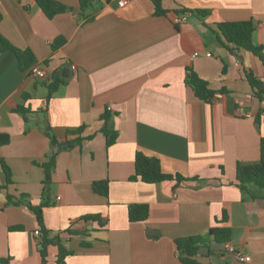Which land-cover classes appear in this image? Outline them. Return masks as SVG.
Returning a JSON list of instances; mask_svg holds the SVG:
<instances>
[{"label":"crops","instance_id":"crops-1","mask_svg":"<svg viewBox=\"0 0 264 264\" xmlns=\"http://www.w3.org/2000/svg\"><path fill=\"white\" fill-rule=\"evenodd\" d=\"M57 1L72 11L47 18L34 0H0V33L36 59L21 71L13 52H0V134L9 136L0 145V264H42L41 225L73 251L65 264H183L174 240L214 225L229 227L230 240L209 241L207 252L194 256L197 264H264V188L241 189L235 181L238 163L259 161L264 138V101L244 76L251 70L264 78V0H161L163 13L152 0L123 7L93 0L82 11L80 0ZM182 9L193 13L175 23ZM85 14L94 17L84 20ZM249 19L262 59L249 50L232 55L215 31L216 23ZM59 36L65 41L52 50ZM34 66L48 78L34 77ZM189 68L215 92L211 101L185 83ZM53 76L63 82L46 101ZM18 106L28 111L16 112ZM47 127L66 145L43 188L42 164L53 150ZM109 130L117 137L107 147ZM136 151L186 180H130ZM101 180L108 181L107 196L92 189ZM7 194L23 196L30 207L8 203ZM135 203L148 205L144 221H129L128 205ZM31 207H41V224ZM223 210L227 222L216 223ZM90 215L99 218H84ZM56 254L48 245L45 264H56Z\"/></svg>","mask_w":264,"mask_h":264},{"label":"trees","instance_id":"trees-1","mask_svg":"<svg viewBox=\"0 0 264 264\" xmlns=\"http://www.w3.org/2000/svg\"><path fill=\"white\" fill-rule=\"evenodd\" d=\"M93 0H80L79 6L81 11L86 9L91 5ZM155 5V10L157 13H163L161 9V0H152ZM35 4L39 9L45 14L47 18H52L56 14L63 13L66 11H72L71 7L57 0H34ZM182 13H193V10L182 9ZM200 15L207 13V10H194ZM178 13V11H176ZM84 20H91L94 16L87 15L83 16ZM1 19V13H0ZM255 25L251 19L242 21H226L215 24V31L221 36L223 40V45L232 54L237 56L242 50H249L256 54L262 59L260 53L261 47L254 46L252 44V34ZM65 39L62 36L56 37L51 43V49L55 50L64 43ZM11 51L15 54L17 59V64L19 70L25 71L31 68L35 64V56L30 49H19L15 47L6 37L0 33V52ZM245 79L249 83L253 94L259 100L264 101V78L256 77L251 70H246L244 72ZM63 81L56 76H53L49 83L46 84L48 93L46 101L49 100L51 95L56 91L57 86ZM185 83L191 87L194 94L206 102L212 100L214 96V91L209 88L207 82L199 78L190 68L187 70ZM16 112L22 113L23 115L28 111L23 106H18L15 109ZM106 131V130H104ZM80 129L76 131H69L67 134H79ZM46 134L49 137L51 146L53 150L48 155V160L42 164L45 171V178L42 182L43 188L48 187L51 181V171L55 165V158L58 150L62 149L66 145V141L63 144L58 145V141L54 135L50 133V129L46 128ZM106 146H110L116 140L117 133L113 130H109L105 133ZM9 141V136L7 134H0V145L6 144ZM81 141L80 136H77L73 142L79 143ZM59 147H56V146ZM259 161L254 164H240L236 165V176L235 181L239 188L244 189V185L247 183H253L259 189L264 188V138L260 139L259 142ZM2 169L5 173L6 183H11L10 171L6 164L2 161ZM130 180L136 181L140 180L145 183H156L162 181L173 180L176 182H181L186 180L179 174H170L163 172L161 164L158 158L154 156H149L141 151H136L134 154V173L130 176ZM92 189L94 192L99 193L103 196L108 194V181L101 180L95 181L92 184ZM8 203L14 205L25 204L30 207L29 203L23 199V196L12 199V196L7 194ZM32 208V207H31ZM35 212L37 220L41 224L42 213L41 207L32 208ZM149 213V208L147 204H130L128 205V219L131 222L144 221ZM86 219L97 220L98 215L85 216ZM228 220V214L226 210L222 211L220 220H216V223H224ZM10 229H21V226L10 227ZM41 241L39 252L41 255L42 264L46 262V249L48 245H54L57 248V254L55 256L56 264H65V260L68 256L73 254L72 250L65 248L59 239L58 234L49 237L48 231L44 230L41 225ZM66 232L74 234L76 231L67 229ZM231 231L229 227L226 226H211L204 235L198 236H186L176 238L174 240L175 248L177 251V257L179 261L183 264H197L194 256L197 255V250L202 246H207L209 241L213 240L216 243H227L230 240ZM1 262H7L2 260Z\"/></svg>","mask_w":264,"mask_h":264},{"label":"built area","instance_id":"built-area-1","mask_svg":"<svg viewBox=\"0 0 264 264\" xmlns=\"http://www.w3.org/2000/svg\"><path fill=\"white\" fill-rule=\"evenodd\" d=\"M128 0H118L117 1V5L119 7H123L125 6V4L127 3ZM186 19V14L183 13V14H180L179 16H176L174 18V21L175 23H178V22H181V21H184ZM198 53L195 52L194 55H197ZM70 68L72 70H75L76 69V66L71 64L70 65ZM31 74L38 78L39 80H46L48 78L47 76V73L45 71V69L43 67H40V66H34L32 69H31ZM35 234H39L38 230L35 231ZM225 251L229 254H231L232 256H234L237 260L241 261V262H250L251 258L248 254H244L241 252V250H239L238 248L234 247V246H231V245H225Z\"/></svg>","mask_w":264,"mask_h":264},{"label":"water","instance_id":"water-1","mask_svg":"<svg viewBox=\"0 0 264 264\" xmlns=\"http://www.w3.org/2000/svg\"><path fill=\"white\" fill-rule=\"evenodd\" d=\"M207 250H208V248H207L206 246H202V247H200V248L197 250V253H199V254H204V253L207 252Z\"/></svg>","mask_w":264,"mask_h":264}]
</instances>
